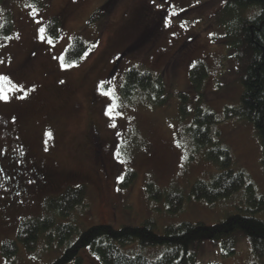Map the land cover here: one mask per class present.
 Wrapping results in <instances>:
<instances>
[{
  "label": "rangeland",
  "instance_id": "obj_1",
  "mask_svg": "<svg viewBox=\"0 0 264 264\" xmlns=\"http://www.w3.org/2000/svg\"><path fill=\"white\" fill-rule=\"evenodd\" d=\"M44 1L46 6L37 9L28 0H0V31L6 23L11 28L6 35L0 32V76L25 89H11L0 81L7 95L0 99V149L22 150L27 161L45 169L59 185L15 196L14 205L9 203L14 185H1L0 264H50L63 256L66 245L52 232L41 233L33 250L17 242V233L24 222L48 214V198L69 188L86 187V206L57 224L72 225L78 234L100 225L140 226L145 220H153L156 232L163 234L169 226H213L242 213L247 204L244 189L211 205L190 199L191 187L216 173L189 133L197 109L216 115L217 124L210 129L213 141L230 149L232 168L264 195L262 147L253 124L240 115L241 81L248 63L241 25L255 16V8L245 10L232 0H117L102 18L90 21L109 0ZM54 17L62 19L61 30L49 44L46 37L40 38L39 29ZM77 36L94 50L80 64L67 65L65 51ZM197 62L208 69L201 91L189 80ZM130 68L160 75L167 102L157 107L142 104L140 95L123 100L121 86ZM179 93L189 96L187 114L181 112ZM89 123L101 140L93 161L85 146ZM97 163L98 175L93 176L89 171ZM72 173L77 178L66 180ZM128 173L135 177L123 187ZM149 184L165 193L180 191L185 197L182 211L170 215L165 197H149ZM7 241L18 247L10 262L1 254ZM194 249L195 264H264L242 233L218 241L203 239ZM122 250L150 259L162 254L159 247L141 248L137 242ZM78 256L81 264H103L89 247Z\"/></svg>",
  "mask_w": 264,
  "mask_h": 264
},
{
  "label": "trees",
  "instance_id": "obj_2",
  "mask_svg": "<svg viewBox=\"0 0 264 264\" xmlns=\"http://www.w3.org/2000/svg\"><path fill=\"white\" fill-rule=\"evenodd\" d=\"M117 0H109L99 8L90 21L100 19L107 9ZM237 7L245 10L255 8L256 14L241 25L242 44L248 54V63L242 78L243 93L240 97V115L253 124L262 147V168L264 173V0H232ZM37 9L44 8V0H28ZM62 19L52 18L45 26V37L55 41L59 38ZM6 23L1 31L10 33ZM94 50V46L77 36L72 39L65 51L64 62L67 65L80 64ZM208 76L203 62L195 63L189 71L191 87L201 91ZM140 95L142 104L154 107L167 102L166 87L160 75L138 68H130L124 74L121 86V98L132 101ZM182 114H187L186 105L189 96L179 93ZM217 124L216 115L210 111L197 109L189 129L197 150H204L205 158L216 167V173L210 181H198L190 191V199L209 205L227 199L244 189L246 208L242 213L230 215L213 226L203 223H182L169 226L163 234L156 232L153 220H145L140 226L125 225L120 229L100 225L87 229L80 234L72 225L57 224L58 219L68 218L78 208L85 207L87 190L85 186L67 189L59 197H50L45 202L48 213L42 219L28 220L19 226L17 242L28 250L36 247L41 233L52 232L66 250L59 259L50 264H68L73 261L81 264L79 252L89 247L103 264H195V249L203 239L218 241L230 238L235 233L244 234L250 243L254 256L264 259V195H258L248 177L235 171L230 149L213 138L210 129ZM135 174L128 173L123 179V187H129ZM149 197L154 200L166 198L167 211L176 215L182 211L185 197L180 191L165 193L157 191L149 184ZM77 235L73 242H68ZM137 242L141 248H161L162 254L150 259L143 254L126 253L122 247ZM194 247V248H193ZM193 248V249H192ZM18 252L16 242L7 241L1 247V254L10 262ZM230 254L234 250H229Z\"/></svg>",
  "mask_w": 264,
  "mask_h": 264
},
{
  "label": "flooded vegetation",
  "instance_id": "obj_3",
  "mask_svg": "<svg viewBox=\"0 0 264 264\" xmlns=\"http://www.w3.org/2000/svg\"><path fill=\"white\" fill-rule=\"evenodd\" d=\"M91 105L93 106V100ZM91 128L95 129L94 133L96 136L92 137L90 134ZM85 142V146L88 148L87 152H90L92 156L89 158V161H93V158H98L99 143L101 140L98 129L94 127L92 123H89L88 125L85 135ZM99 163L101 164L100 160ZM97 166L98 163L95 164L94 168L89 171L91 175H98V169H96ZM75 176L76 174L72 173L71 176L65 179H75L77 178ZM7 181L9 183L11 182L15 187L14 192L12 191L13 195L9 201V203H13V205L16 203L14 199L15 196L22 198L31 192H43L44 190H48L49 188L57 187L59 185L58 182L51 176V174L47 173L45 169L27 161L25 157H23V151L20 149L6 151L0 149V187L2 184L7 183ZM17 203L19 205L20 200H17ZM7 208L9 209L11 207L8 205ZM5 219L8 221L7 215L5 216Z\"/></svg>",
  "mask_w": 264,
  "mask_h": 264
},
{
  "label": "snow or ice",
  "instance_id": "obj_4",
  "mask_svg": "<svg viewBox=\"0 0 264 264\" xmlns=\"http://www.w3.org/2000/svg\"><path fill=\"white\" fill-rule=\"evenodd\" d=\"M33 11H34V10H33ZM39 32H40V34H41L40 38H41L42 40H44V39H45V36H44L45 29L40 28V29H39ZM6 38L10 39V37H6ZM47 42H48L49 44H51V43H52L51 38H48V39H47ZM58 59H60V58L58 57ZM0 63H3V61H0ZM61 66L63 67L64 65L62 64ZM0 81H2V82H4V83L8 84V85L10 86L11 89L19 90V91H21V92L25 91V89L19 88L18 85H13L12 82H11L10 80H8L7 77L0 76ZM101 87H102V86H101ZM105 94H106V95H109V93H105ZM0 99H4V100L7 99V95H6V94H3V91H2V90H0ZM108 111H109V113H112L113 108L110 107Z\"/></svg>",
  "mask_w": 264,
  "mask_h": 264
}]
</instances>
